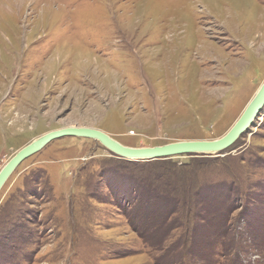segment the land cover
Segmentation results:
<instances>
[{"label":"rangeland","instance_id":"374dc122","mask_svg":"<svg viewBox=\"0 0 264 264\" xmlns=\"http://www.w3.org/2000/svg\"><path fill=\"white\" fill-rule=\"evenodd\" d=\"M263 81L264 0H0V170L65 127L128 148L220 139ZM263 254L264 106L217 153L128 160L63 137L0 190V264Z\"/></svg>","mask_w":264,"mask_h":264},{"label":"water","instance_id":"95a60500","mask_svg":"<svg viewBox=\"0 0 264 264\" xmlns=\"http://www.w3.org/2000/svg\"><path fill=\"white\" fill-rule=\"evenodd\" d=\"M264 106V81L253 100L247 105L239 119L231 129L220 139L210 141H183L152 148H126L102 131L87 127H65L45 133L40 138L21 148L3 166L0 171V190L15 169L27 158L42 150L50 142L63 137H77L98 141L113 154L125 158L142 161L160 160L179 155L210 154L228 149L252 125L254 119Z\"/></svg>","mask_w":264,"mask_h":264},{"label":"bare ground","instance_id":"6f19581e","mask_svg":"<svg viewBox=\"0 0 264 264\" xmlns=\"http://www.w3.org/2000/svg\"><path fill=\"white\" fill-rule=\"evenodd\" d=\"M257 92H258V91H257ZM257 92H256V93H257ZM255 95H256V94H255ZM255 95H254V96H255ZM253 98H254V97H253ZM253 98H252V100H253ZM252 100H251V101H252ZM251 101H250V102H251ZM250 102H249V103H250ZM104 134H105V133H104ZM107 136H108V135H107ZM108 137H109V136H108ZM39 138H40V137H39ZM37 139H38V138H37ZM35 140H36V139H35ZM91 140H92V139H91ZM112 140H113V139H112ZM95 141H96V140H95ZM113 141H114V140H113ZM32 142H33V141H32ZM118 144H119V143H118ZM120 145H121V144H120ZM163 146H164V145H163ZM123 147H124V146H123ZM126 148H128V147H126ZM128 160H134V159H128ZM0 171H1V170H0Z\"/></svg>","mask_w":264,"mask_h":264},{"label":"trees","instance_id":"16d2710c","mask_svg":"<svg viewBox=\"0 0 264 264\" xmlns=\"http://www.w3.org/2000/svg\"><path fill=\"white\" fill-rule=\"evenodd\" d=\"M150 185H152V183ZM263 256H264V254H263Z\"/></svg>","mask_w":264,"mask_h":264}]
</instances>
